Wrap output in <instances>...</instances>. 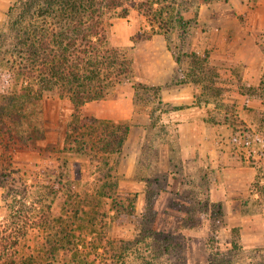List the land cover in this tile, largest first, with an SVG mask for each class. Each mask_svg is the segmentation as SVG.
I'll return each mask as SVG.
<instances>
[{
    "label": "rangeland",
    "instance_id": "1",
    "mask_svg": "<svg viewBox=\"0 0 264 264\" xmlns=\"http://www.w3.org/2000/svg\"><path fill=\"white\" fill-rule=\"evenodd\" d=\"M14 1L0 0L3 70L10 67L7 61L15 58L12 34L4 27ZM240 1L249 5V11L241 12ZM260 1L264 0L164 1L173 5L165 16L183 17L188 23L181 26L180 22H172L169 34L160 29L152 38L164 35L168 39L176 59H180L172 84L197 83L196 102L208 110V119L216 124L208 128L201 125L193 131L185 128L184 144L188 148L183 151L180 133L174 125L168 126L164 116L174 105L162 99L161 84H147L137 76L150 58L149 47L145 49L150 39L134 42L132 36L141 27L151 29V24L138 12L135 0L129 16L121 17L119 10L111 13L109 42L123 47L132 60L133 71L110 90L107 98L90 101L81 108L69 98L51 93L33 101L21 123L29 141L20 142L5 154L0 145V183H6L0 186V230L8 228L13 212L26 200L30 205L32 200L44 198L43 207L48 209V203L52 207L48 227H27L20 245L13 247L18 264H102L101 246L108 239L132 240L147 222L158 227L161 238L170 237L176 244L173 253L183 256L182 262L188 264H207L208 242L214 240L215 247L225 249L236 238L234 229L240 233L241 228L249 233L259 230L262 235L264 205L258 203L257 194L251 193V184L257 172L264 180V72L258 85L263 105L254 108L246 102L243 107L238 96L242 93L240 87L251 85L242 81V66L231 69L215 62L221 57L218 43L222 44L223 29L233 41L226 43L227 49L238 48L248 29L257 35L262 47L264 27L261 21L251 18L264 10V5L257 3ZM193 32L200 46L206 43V36L216 37L215 46L189 51ZM194 51L208 54L215 64L206 78L191 70ZM109 102L123 112L135 105L131 120L104 118L131 124L124 148L92 159L72 150L68 141L74 136L70 138L69 134H75L84 122L91 123L90 119L102 118L97 106ZM191 144H199L198 150H192ZM62 174L66 175V185L60 197L41 196ZM119 193L136 201L137 216L124 223L114 217L116 202L111 195ZM186 208L204 212L202 220L196 222L201 223L200 229L181 230ZM19 231L9 229L8 233ZM158 255L163 259L166 256L163 252Z\"/></svg>",
    "mask_w": 264,
    "mask_h": 264
},
{
    "label": "trees",
    "instance_id": "2",
    "mask_svg": "<svg viewBox=\"0 0 264 264\" xmlns=\"http://www.w3.org/2000/svg\"><path fill=\"white\" fill-rule=\"evenodd\" d=\"M134 0H15L10 6L5 28L12 34L14 59L8 60L10 67L2 69L0 55V145L2 154L14 149L21 142L29 141L21 123L27 117L30 103L40 100L46 94L69 98L77 108L90 101L104 99L110 90L120 84L132 71V60L123 47L110 44L109 19L111 13L119 10L121 17L130 14ZM165 0H135L138 12L144 15L152 28L141 27L133 36L134 42L151 39L164 30L169 34L172 22L188 23L183 17H167L172 4ZM167 15V16H165ZM158 28V29H157ZM264 48V40H260ZM171 49L172 46L170 45ZM174 52V51H173ZM176 57V53H175ZM180 62V59L177 58ZM208 54L193 52L191 70L206 78L214 70ZM201 77V78H202ZM261 84H264V80ZM240 92L250 97H261V86L242 85ZM264 100V98H263ZM76 129L74 139L69 138L71 149L89 158H103L107 154L120 152L128 139L131 124L104 118L90 119ZM3 170V169H2ZM66 175H61L46 187L42 195L56 199L64 190ZM256 174L251 184V193L258 195V203L264 205V180ZM6 186V183H0ZM12 188V184L9 185ZM113 200L118 222L124 223L136 217V201L128 194H116ZM132 198V199H131ZM7 199V198H6ZM42 200V201H41ZM43 199L24 201L22 207L13 212L8 228L0 233V264H18L17 251L21 237L27 227L46 228L52 222L50 203L43 207ZM148 206V204H147ZM181 230H198L202 211L183 209ZM209 211V210H208ZM209 213L210 212H206ZM20 228L19 232L8 230ZM25 228V230H24ZM159 229L144 223L138 235L131 239H108L102 264H188L183 256L177 257L176 244L166 235L161 238ZM8 233V234H7ZM236 238L229 247H215V241L208 242L207 264H263L264 247L247 246L239 229H234ZM173 235V233L169 234ZM14 236V237H13ZM64 248V247H61ZM100 248V247H98ZM163 252L165 258L158 254ZM260 258H263L260 261ZM187 259V256H186Z\"/></svg>",
    "mask_w": 264,
    "mask_h": 264
},
{
    "label": "crops",
    "instance_id": "3",
    "mask_svg": "<svg viewBox=\"0 0 264 264\" xmlns=\"http://www.w3.org/2000/svg\"><path fill=\"white\" fill-rule=\"evenodd\" d=\"M258 4L264 5V1L257 2ZM240 1L239 8L241 12L249 11V5H246ZM264 8V7H263ZM247 10V11H246ZM251 11V10H250ZM252 16V19L256 21H261V28L264 27V10L259 12L258 16ZM1 18V17H0ZM257 26L258 24L255 23ZM1 25V22H0ZM263 26V27H262ZM222 31V35H220L221 45V57L219 61H215L220 66L236 68L238 66H242L241 69V77L242 81L246 82L251 86H258L261 82L262 75L264 72V50L261 46H259L257 41V35L252 33L250 29L246 32H243L244 37L242 38L243 43L239 44L240 46L235 49H227L226 43L233 44V41L228 39V34ZM241 32V31H239ZM196 33L193 32L191 34V39L189 41V51L195 48L198 51H204L206 48L211 46H215L216 37L212 38V36H206V43L204 46H200L197 41ZM206 34V32H205ZM238 38H240L238 36ZM148 45H145V49L149 47L151 51L149 52L150 58L147 62L143 64L142 71L138 76L141 81L146 82L147 84L155 85L161 84V94L162 99L165 102L174 105V108L170 112H166L164 116L167 117L168 126L174 125L175 128L180 133L178 139L181 144L182 151L184 148H188L185 146V138L184 131L185 128L199 129L201 125L206 126L207 128L210 125L215 126V123H212L208 119V110L205 107L200 106L196 100L198 99L197 87L198 84L194 83V81L179 84L173 83L172 81L175 78L177 72V66L179 62L177 61L175 54L173 53L168 39L164 35H156L154 38L148 40ZM158 42V46L156 45L153 48V45ZM218 42V41H217ZM238 46V44H236ZM231 47V46H230ZM153 49V50H152ZM216 49V48H215ZM234 51V52H232ZM215 65V64H214ZM171 77V80H169ZM197 85V87H196ZM241 98V103H243V107L248 102V104L252 105L254 108H257V105H263V101L261 98L252 97L248 98L246 94L241 93L238 95ZM256 104V105H254ZM249 105V106H250ZM97 113L102 118H111V119H128L131 120L135 115V105L133 104L127 112L121 111L119 108L114 105V103H105L101 106H97ZM209 107V105H208ZM243 115V111L241 113ZM244 117V116H243ZM247 120V119H245ZM192 150L199 148V144H191ZM193 152V151H192ZM250 231V230H249ZM259 230L250 231L249 233L245 228H241L242 239L247 246H264V229L262 235L258 233Z\"/></svg>",
    "mask_w": 264,
    "mask_h": 264
}]
</instances>
